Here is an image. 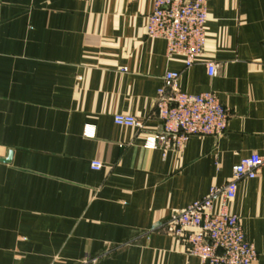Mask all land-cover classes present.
<instances>
[{"label": "crops", "instance_id": "0c3cea01", "mask_svg": "<svg viewBox=\"0 0 264 264\" xmlns=\"http://www.w3.org/2000/svg\"><path fill=\"white\" fill-rule=\"evenodd\" d=\"M153 3L0 0V264L201 263L159 226L264 154V0H208L204 54L188 68L147 36ZM169 70L180 90L231 109L222 136L145 146L162 130ZM117 113L144 128L117 125ZM231 210L264 264V165L239 182Z\"/></svg>", "mask_w": 264, "mask_h": 264}, {"label": "built area", "instance_id": "2783aa9c", "mask_svg": "<svg viewBox=\"0 0 264 264\" xmlns=\"http://www.w3.org/2000/svg\"><path fill=\"white\" fill-rule=\"evenodd\" d=\"M208 0H154L147 16L146 34L166 42V56H181L186 68L204 54L208 21ZM207 73L214 77L218 64L206 62ZM125 69V68H124ZM177 71L169 70L156 98L162 130L147 137V148L181 150L193 135L222 136L232 115L216 93H190L179 89ZM120 126L142 129L141 118L124 113L114 115ZM264 165V154L254 152L233 166L232 176L222 185L212 186L203 198L172 212L159 228L171 232L185 245L187 253L200 264H256L258 252L246 238L240 217L231 210L241 180L255 178ZM94 170L104 167L91 162Z\"/></svg>", "mask_w": 264, "mask_h": 264}, {"label": "water", "instance_id": "95a60500", "mask_svg": "<svg viewBox=\"0 0 264 264\" xmlns=\"http://www.w3.org/2000/svg\"><path fill=\"white\" fill-rule=\"evenodd\" d=\"M3 162L10 163L12 161V151L9 152L6 158L2 159Z\"/></svg>", "mask_w": 264, "mask_h": 264}]
</instances>
